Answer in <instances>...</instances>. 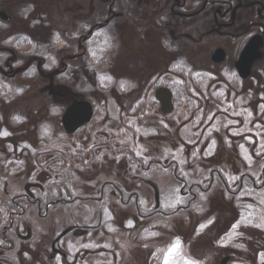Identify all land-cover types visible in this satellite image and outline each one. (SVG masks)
Wrapping results in <instances>:
<instances>
[{"label":"rangeland","instance_id":"obj_1","mask_svg":"<svg viewBox=\"0 0 264 264\" xmlns=\"http://www.w3.org/2000/svg\"><path fill=\"white\" fill-rule=\"evenodd\" d=\"M170 2L8 4L0 180L13 197L36 175L53 184L41 193L49 208L22 216L35 239L21 264H46L49 242L75 226L104 247V264H165L173 246L169 264H264V66L240 81L212 64V47L167 18ZM158 87L173 94L170 115ZM74 98L93 119L68 135Z\"/></svg>","mask_w":264,"mask_h":264},{"label":"flooded vegetation","instance_id":"obj_2","mask_svg":"<svg viewBox=\"0 0 264 264\" xmlns=\"http://www.w3.org/2000/svg\"><path fill=\"white\" fill-rule=\"evenodd\" d=\"M169 1L171 2L167 11V18L169 20L176 18L178 25H185L186 28H189V31L193 32L190 38L201 44V46L206 44L210 48L212 47L209 54V61L212 64L229 65L233 68L232 71L235 77L240 81L248 80L252 76L255 66H264V0ZM10 2L11 0H0L1 23H9L15 20L8 5ZM200 31L202 32L200 33ZM170 34L172 35L173 31H170ZM194 35L199 37L195 39ZM215 54L217 59H215ZM253 56H259V58L252 61ZM240 63L250 64L249 75L245 78L240 75L236 68V65ZM159 88L162 87H158L154 91V99L158 103L160 112V104L155 95ZM52 92L55 93L56 98L63 97L61 91L54 92V90H51ZM81 103H86L91 107L92 117L88 123L81 125L70 135L87 126L93 119V109L89 101L74 98L66 106L61 117L60 121L63 129L66 131L62 119L71 107H77L72 115L76 117V120L80 118V114L85 110ZM67 134L69 135V133ZM36 176L34 179L24 182L21 190L16 191L14 197L12 196L13 193L8 191L6 179L2 178L0 180V264H21L25 260L22 249H30L35 234L33 224L24 220L22 216L29 209L35 214H40L52 204V201L51 203L45 202L42 194L45 188L51 189L53 187V181L50 183L51 186L44 187L40 181L42 178L38 179ZM37 191L39 194L36 193ZM46 194L44 192V195ZM78 230H80L79 226H75L73 229H65L57 234L49 242L48 254L44 262L46 264H104V260L102 261L104 247L96 244L92 235H75L74 232ZM38 254L33 253L32 260L38 261L40 258V254Z\"/></svg>","mask_w":264,"mask_h":264},{"label":"water","instance_id":"obj_3","mask_svg":"<svg viewBox=\"0 0 264 264\" xmlns=\"http://www.w3.org/2000/svg\"><path fill=\"white\" fill-rule=\"evenodd\" d=\"M215 57H216L215 59H217L216 54H215ZM258 58L259 56H253L252 61ZM236 68L243 78L249 75L250 64L244 65L243 63H240L236 65ZM155 95H156V99L159 101V104H160V112L164 115H170L174 111V104L172 101V94L170 90L166 88H159L155 92ZM81 105L85 107V110H83L82 113L80 114V118L76 120V117L72 115L75 109H77V107H71V109L66 112V114L64 115L62 119V123L66 131L70 134L73 133L81 125L88 123L92 117L91 107L86 103H81ZM156 202H157V196H156ZM157 205H158V202H157ZM227 261H228V258L224 259L221 262V264H226Z\"/></svg>","mask_w":264,"mask_h":264},{"label":"snow or ice","instance_id":"obj_4","mask_svg":"<svg viewBox=\"0 0 264 264\" xmlns=\"http://www.w3.org/2000/svg\"><path fill=\"white\" fill-rule=\"evenodd\" d=\"M175 250H176V248H175V246H173V248L170 249L169 252L165 254V264H169V256H170L171 253H172L173 251H175ZM183 264H195V262H194V261L185 260V261L183 262Z\"/></svg>","mask_w":264,"mask_h":264}]
</instances>
